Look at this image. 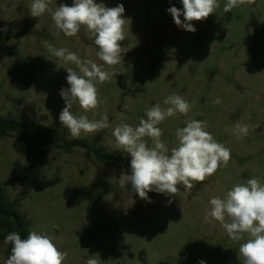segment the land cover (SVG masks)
<instances>
[{
	"label": "rangeland",
	"instance_id": "rangeland-1",
	"mask_svg": "<svg viewBox=\"0 0 264 264\" xmlns=\"http://www.w3.org/2000/svg\"><path fill=\"white\" fill-rule=\"evenodd\" d=\"M96 2L110 8L123 4L128 20L120 42L126 51L111 67L97 58V46L83 29L67 37L47 11L40 17L29 14L32 0H0V29L7 28L0 31V117H26L53 129L56 138L90 141L99 134L106 151L131 158L117 148L115 126L122 121L138 125L148 108L155 103L166 108L164 99L178 94L192 107L187 115L177 113L158 125L169 150L178 145L176 130L196 119L230 149L231 159L191 190L178 185L172 197L149 192L148 203L130 185L120 186L124 171L86 159L81 149L39 158L24 142L2 138L0 182L16 179L5 188L7 199L18 201L30 231L50 235L67 253L63 264H85L91 255L99 264H241L243 241L230 239L219 222L206 223L204 213L211 198H223L234 185L253 177L264 183V0L228 13L223 11L226 0H219L215 13L192 22L194 33L178 27L167 11L182 9L181 0ZM72 3L51 0L49 7L55 11ZM48 45L115 73L97 85V109L85 113L78 102L73 104L77 115L90 120L107 113L108 128L72 137L60 124L65 103L59 90L69 85L63 62ZM217 98L221 103L214 104ZM237 122L249 126L247 136L233 135ZM144 139L151 147V139ZM6 259L3 241L0 264Z\"/></svg>",
	"mask_w": 264,
	"mask_h": 264
},
{
	"label": "clouds",
	"instance_id": "clouds-1",
	"mask_svg": "<svg viewBox=\"0 0 264 264\" xmlns=\"http://www.w3.org/2000/svg\"><path fill=\"white\" fill-rule=\"evenodd\" d=\"M50 3L51 0H32L29 14L40 17L47 11L55 28L67 37L76 36L83 29L97 46L96 56L104 65L111 67L120 62L126 51L120 42L126 38L124 25L128 21L123 15V4L110 8L96 0H73L71 6L61 4L53 11ZM181 3L182 9L171 6L167 11L178 27L192 33L196 31L193 21L206 20L220 7L219 0H181ZM253 3L255 0H226L223 11L228 13L233 8ZM0 31H7V28ZM48 49L63 62L67 72L69 87L59 90L65 103L58 117L60 124L72 137L108 128L107 113L101 114L99 120H90L87 115H77L73 104L78 102L85 113L97 109L100 104L97 85L111 79L115 73L104 70L103 65L92 59L82 60L66 48L56 49L48 45ZM163 103L168 107L162 108L155 103L146 110V118H141L138 125L122 121L112 133L117 148L131 156L130 174L121 173L120 186L130 185L135 194L148 203L152 202L149 192L172 197L180 191L178 185L191 190L197 183L214 175L222 165L226 167L231 159L230 149L214 139L207 131L205 121L196 119L187 121L186 126L176 130L178 145L169 150L161 139L163 132L158 125L177 113L187 115L192 106L178 94L166 97ZM213 103L219 104L221 100L217 98ZM232 132L237 138L245 137L249 126L237 122ZM145 137L151 139V147ZM171 203L169 199L168 204ZM204 220L206 223L219 222L230 239L243 241L238 249L241 264H264V183L258 178L234 185L223 198H211ZM4 243L11 244L10 255L4 264H63L67 256L58 249L50 235L37 231H30L27 238H22L18 232H10ZM95 257L91 255L85 264H99ZM198 264H206V261L200 260Z\"/></svg>",
	"mask_w": 264,
	"mask_h": 264
},
{
	"label": "trees",
	"instance_id": "trees-1",
	"mask_svg": "<svg viewBox=\"0 0 264 264\" xmlns=\"http://www.w3.org/2000/svg\"><path fill=\"white\" fill-rule=\"evenodd\" d=\"M53 129L41 128L34 125L31 119L26 117L12 118L0 117V139L12 138L16 143L24 142L29 152L36 157L44 158L52 152L71 153L74 149H81L86 159L93 158L97 163L120 169L130 174L129 157L108 152L100 145V135L96 134L88 141L85 139H67L63 136L56 138ZM16 179H8L0 182V242L10 232H18L22 238H27L30 232L29 222L20 214L17 200L9 201L5 194V188ZM11 244H5V253L10 255Z\"/></svg>",
	"mask_w": 264,
	"mask_h": 264
}]
</instances>
